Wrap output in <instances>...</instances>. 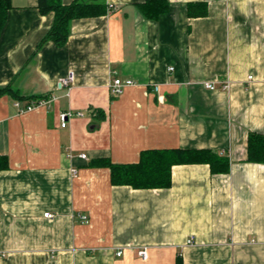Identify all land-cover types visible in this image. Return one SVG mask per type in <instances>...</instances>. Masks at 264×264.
Returning <instances> with one entry per match:
<instances>
[{
	"label": "crops",
	"instance_id": "obj_1",
	"mask_svg": "<svg viewBox=\"0 0 264 264\" xmlns=\"http://www.w3.org/2000/svg\"><path fill=\"white\" fill-rule=\"evenodd\" d=\"M78 1L105 11L70 20L64 45L40 42L54 16L37 0H10L1 30L0 86L48 101L0 97V264H264V163L247 160L264 134V0H168L155 20L144 0ZM113 77L133 83L112 95ZM172 148L225 154L229 171L174 163L169 187L135 188L89 164Z\"/></svg>",
	"mask_w": 264,
	"mask_h": 264
},
{
	"label": "trees",
	"instance_id": "obj_2",
	"mask_svg": "<svg viewBox=\"0 0 264 264\" xmlns=\"http://www.w3.org/2000/svg\"><path fill=\"white\" fill-rule=\"evenodd\" d=\"M38 10L44 14L53 13V22L40 42L51 41L56 45H64L69 35V23L73 18L83 16H97L105 11V4L97 2H81L72 0L68 4H63L60 0H37ZM168 0H144L140 2L139 9L148 19L155 20L168 9ZM199 6L197 10L193 7ZM11 7L10 0H0V35L6 22L8 9ZM189 16L205 15L206 8L202 3L189 4ZM4 94L14 96L17 100H25L26 103L38 104L40 100L46 98L19 96L18 92L12 90L9 85L0 86V97ZM26 104V105H28ZM247 160L255 163H264V134L251 132L248 135ZM137 163L119 164L111 163L106 158L94 159L90 165L107 166L110 172V184H125L135 188H159L169 187L171 181L170 168L174 163L205 162L212 172L229 171V158L227 155L214 152L210 149H146L139 155ZM8 166V161L4 155H0V170ZM176 264H182L181 257L177 256Z\"/></svg>",
	"mask_w": 264,
	"mask_h": 264
},
{
	"label": "built area",
	"instance_id": "obj_3",
	"mask_svg": "<svg viewBox=\"0 0 264 264\" xmlns=\"http://www.w3.org/2000/svg\"><path fill=\"white\" fill-rule=\"evenodd\" d=\"M73 78H74V74L72 72L68 73L66 76L60 78L59 80V86L60 87H65L67 88V90L69 91L70 90V85L73 81ZM133 81L132 79H125V80H122L120 79L119 77H113V79L111 80L110 84L108 86H110V91L112 93V95H118L120 93L123 92L124 88L126 86H128V84H132ZM227 84H224L223 87H226ZM206 87L208 88H211L213 89L214 86L213 84H209V83H206ZM155 90H158V87L156 86L155 87ZM48 101V99L44 98L42 100L39 101L38 104H33V103H30L28 105H26L25 107H21L20 106V103L18 101H15L14 103L19 107V111H28L29 109L33 108L34 106H37L39 104H42V103H46ZM71 112H68V111H62L60 112L59 116H60V125L61 126H65L66 125V120L71 116ZM75 115H81L80 112H75L74 113ZM79 157L82 158V159H85V155L84 154H79ZM75 171V169L73 168L72 169V173ZM43 216L45 217H52V214L49 213V212H45L43 214ZM84 221V220H83ZM191 241V239L189 238L186 242L189 243ZM120 254V251L117 252V255ZM137 254L140 258L142 259H147V248L146 247H141L138 249L137 251Z\"/></svg>",
	"mask_w": 264,
	"mask_h": 264
}]
</instances>
